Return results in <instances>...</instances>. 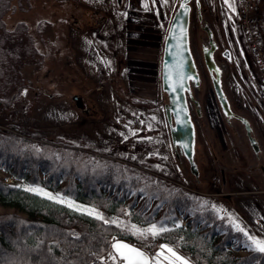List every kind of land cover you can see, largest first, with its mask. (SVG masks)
I'll return each instance as SVG.
<instances>
[{"label":"rangeland","instance_id":"1","mask_svg":"<svg viewBox=\"0 0 264 264\" xmlns=\"http://www.w3.org/2000/svg\"><path fill=\"white\" fill-rule=\"evenodd\" d=\"M179 1L158 0L155 17L130 13L128 22L134 24L131 30L127 24L124 29L120 25L119 12L125 0H15L20 6L5 14L6 26L12 31L24 21L28 28L10 34L0 29L7 54L0 72V100L8 101L19 91L16 101L0 103V127L14 130L8 127L14 125L17 132L35 142L71 144L133 165L156 182L196 190L209 206L228 218L231 214L250 235L264 239V172L258 167L264 164V74L252 61L243 35L238 38L239 30L228 9L233 1L201 0L205 7L203 21L193 9L190 23V45L201 78L200 86L192 87V91L202 112L199 117L189 101L196 123L197 172L193 171L182 150L173 147L166 124L167 95L161 84L164 41L161 44L159 34L152 32L154 27H164L166 35ZM256 1L264 6V0ZM204 24L211 27L222 48L232 47L230 57H218L223 81L236 110L256 122L260 155L255 153L241 122L237 118L228 122L219 106L203 59L202 44L208 42ZM142 28L147 29L146 34ZM144 42L151 46H138ZM75 94L83 97L86 110L75 105ZM0 177L42 189L22 182L1 167ZM42 190L71 202L75 208H91L61 197L53 189ZM7 211L17 209L0 203V212ZM100 214L129 228L150 226L110 213ZM129 241L151 255L159 251L145 240ZM168 245L194 264L179 246ZM111 251L103 256L106 264H113Z\"/></svg>","mask_w":264,"mask_h":264},{"label":"trees","instance_id":"2","mask_svg":"<svg viewBox=\"0 0 264 264\" xmlns=\"http://www.w3.org/2000/svg\"><path fill=\"white\" fill-rule=\"evenodd\" d=\"M17 5L15 0H0L3 34L28 28L24 21L12 31L6 26L5 14ZM2 39L0 72L7 56ZM18 93L0 103L16 101ZM8 127L14 130L0 127V167L22 182L53 189L99 213L143 224L163 222L172 231L155 240L149 236L146 244L154 250L163 243L179 246L194 264H264V253L249 248L247 237L201 193L156 182L133 165L71 144L35 142L16 126ZM27 189L24 183L0 177V203L17 209L0 212V264H106L103 256L114 238L138 239L125 224L96 219ZM241 250L247 252L238 253Z\"/></svg>","mask_w":264,"mask_h":264},{"label":"water","instance_id":"3","mask_svg":"<svg viewBox=\"0 0 264 264\" xmlns=\"http://www.w3.org/2000/svg\"><path fill=\"white\" fill-rule=\"evenodd\" d=\"M191 1L180 0L169 23L163 46L161 81L162 88L168 95V103L165 105V110L170 121V134L173 146L182 149L193 171L197 172L195 162L196 131L186 97V93L191 90L192 83L194 86H198L201 81L190 45ZM195 1L200 9V0ZM185 3L186 7H181ZM205 30L207 31L208 45L210 46L206 45L203 47L204 62L210 74L221 109L226 117L237 116L243 121L253 148L257 152L260 147L256 138L251 135L252 127L249 120L233 111L223 89L221 68L214 58L216 46L213 32L208 25L205 26ZM225 54L226 56L229 54L228 50L225 51ZM73 100L78 108L86 110V104L81 95L75 94ZM115 239L141 248V250L151 255L146 249L127 239Z\"/></svg>","mask_w":264,"mask_h":264},{"label":"snow or ice","instance_id":"4","mask_svg":"<svg viewBox=\"0 0 264 264\" xmlns=\"http://www.w3.org/2000/svg\"><path fill=\"white\" fill-rule=\"evenodd\" d=\"M226 3H229V0H225ZM164 3H167V0H164ZM181 7H186V3L181 5ZM229 7H233L232 4H229ZM182 86V85H181ZM166 159V157H165ZM28 191L37 192L38 194H43L49 200H55L58 203H63L64 201L53 196L51 193L43 192L41 189L29 188ZM69 207H73L71 202H68ZM76 210H83L88 215L95 216L96 219L103 220V216L95 209H81L79 206H76ZM229 220L232 224V227L236 231L242 233L247 240L250 242L247 246L252 250L264 253V239L257 238L255 235H250L246 230V227L242 226L237 222L236 218L229 214ZM109 223V221H104ZM111 223H117L116 221H111ZM119 226V224L117 225ZM179 227V225H177ZM131 235L137 237L140 240H147L149 236L155 240L163 234L172 231V229L166 227L163 222L159 225L156 223H150V226L147 228H137L135 225H132L131 228L127 229ZM159 251L155 252L152 255H149L147 252L137 248L131 244L125 243L122 240L113 239L111 243L112 251L109 253L113 264H189V261L186 257L179 254V252L169 246L168 244L158 245Z\"/></svg>","mask_w":264,"mask_h":264},{"label":"flooded vegetation","instance_id":"5","mask_svg":"<svg viewBox=\"0 0 264 264\" xmlns=\"http://www.w3.org/2000/svg\"><path fill=\"white\" fill-rule=\"evenodd\" d=\"M233 2L231 3L232 5H233V7H229V5H228V9H229V12H231V20H232V22L233 23H235V25H236V27L238 28V30H239V33H238V38L240 37V35L242 34L243 35V33H242V28H241V26H240V24H239V22H238V19H237V15H236V13L238 12V9H239V4H238V2H239V0H232ZM196 10L197 11V18L200 20V21H203V10H205V7H203L202 8V4H201V8L199 9L198 8V6H197V3H196V1L195 0H192V2H191V14H192V10ZM190 23H191V20H190ZM206 25H208V24H204L203 25V28H204V30H205V26ZM209 26V25H208ZM209 28L211 29V27L209 26ZM212 30V29H211ZM206 31V30H205ZM207 32V31H206ZM213 32V31H212ZM213 37H214V43H215V46H216V49H215V51H214V58H215V60L217 61V63H218V65L220 66V68H221V81H222V86H223V89H224V91H225V93H226V96H227V98H228V100H229V102H230V105H231V107H232V109H233V111L235 112V113H237V114H239V115H243V116H245L248 120H249V122H250V126L252 127V129H251V135L254 137V138H256V140H257V137H256V122L254 121V119L253 118H251L248 114H246V113H243L242 111H237L236 110V108L233 106V103H232V99H231V97L229 96V94H228V92H227V89H226V86H225V83H224V81H223V66H222V64H221V62L219 61V59H218V57L220 56V55H223V56H225V57H230L231 56V51H232V47H229L228 45L227 46H225V47H221L222 45L220 44V43H218V41L216 40V38H215V36H214V33H213ZM240 39V38H239ZM230 41H232L231 39H230ZM223 43V42H222ZM229 43V41L226 43V44H228ZM226 44H224L223 43V45H226ZM206 45H208V42H207V44H202V53H203V47L204 46H206ZM208 46H210V45H208ZM228 50V52H229V54H227V56H226V54H225V51H227ZM200 84H201V81H200ZM200 84L198 85V86H194L193 85V83H192V85H191V90H190V92H187L186 93V97H187V103H188V106H189V110H190V114H191V117H192V120H193V122H194V125H195V130H196V123H195V121H194V119H193V113H192V109H190V102L189 101H191L192 103H193V105H194V107H195V111H196V113H197V115L199 116V117H201L202 116V112H201V109H200V105H199V101L195 98V95L193 94V91H192V87H199L200 86ZM213 85V84H212ZM214 88V87H213ZM167 95V94H166ZM217 96V95H216ZM168 103V95H167V102L164 104V110H165V105ZM256 106H255V109H257V111L259 112H261L262 110L260 109V106L259 105H257V103H254ZM219 106H220V104H219ZM226 117V116H225ZM234 118H237L240 122H241V124L243 125V127L245 128V124L243 123V121L240 119V118H238L237 116H231V117H226V119H227V121L228 122H231L232 121V119H234ZM165 119H166V123H167V126H168V130H169V133H170V121L168 120V116L166 115V110H165ZM245 132H246V135H247V137H248V139H249V142H250V136H249V134L247 133V131H246V128H245ZM171 137V136H170ZM257 143H258V140H257ZM258 145H259V143H258ZM260 147V146H259ZM181 149V148H180ZM261 149V148H260ZM260 149L256 152L255 151V153L258 155H260ZM182 150V149H181ZM183 152V151H182ZM261 170H262V172H264V164L263 163H261V164H259V166H258Z\"/></svg>","mask_w":264,"mask_h":264},{"label":"built area","instance_id":"6","mask_svg":"<svg viewBox=\"0 0 264 264\" xmlns=\"http://www.w3.org/2000/svg\"><path fill=\"white\" fill-rule=\"evenodd\" d=\"M238 19L251 55L264 74V7L259 9L255 0H240Z\"/></svg>","mask_w":264,"mask_h":264},{"label":"crops","instance_id":"7","mask_svg":"<svg viewBox=\"0 0 264 264\" xmlns=\"http://www.w3.org/2000/svg\"><path fill=\"white\" fill-rule=\"evenodd\" d=\"M125 3L126 4H125L124 8L119 12V20H120V25H121L122 29H124L126 27V24H127V27H130L131 30L134 29L133 28V26H134L133 22H128L130 20V16H131L130 13H132V15H134V14L139 13V12H144L145 14H147V15H153L154 17L156 16V13H159V3H158V0H144V2H141V3H139V0H125ZM126 15L128 17H126ZM152 20L153 21H156V18H152ZM123 26H125V27H123ZM155 30H156V32H155ZM142 31L144 32V34H146L147 29H143L142 28ZM152 32L154 34L155 33L159 34L158 36L161 37V40H162L161 41V44H162L163 41H164L163 36L165 35V29H164V27L159 28L158 31L154 27ZM147 44L144 42L141 45L138 44V46L139 47L141 46L143 49L151 46V44H149V42H147ZM160 47H161V45H160ZM119 56H121V54Z\"/></svg>","mask_w":264,"mask_h":264},{"label":"bare ground","instance_id":"8","mask_svg":"<svg viewBox=\"0 0 264 264\" xmlns=\"http://www.w3.org/2000/svg\"><path fill=\"white\" fill-rule=\"evenodd\" d=\"M144 2V0H139V3Z\"/></svg>","mask_w":264,"mask_h":264}]
</instances>
